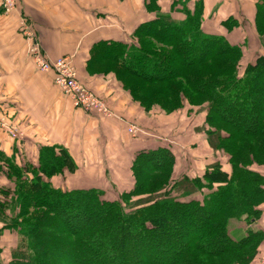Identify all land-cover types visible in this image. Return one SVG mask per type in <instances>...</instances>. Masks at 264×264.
<instances>
[{
	"label": "trees",
	"instance_id": "obj_1",
	"mask_svg": "<svg viewBox=\"0 0 264 264\" xmlns=\"http://www.w3.org/2000/svg\"><path fill=\"white\" fill-rule=\"evenodd\" d=\"M158 1L144 0L155 17L131 43L92 46L88 72L113 66L140 103L144 91L156 105L157 95L203 100L207 141L228 156L230 170L215 158L200 176L175 180L171 147L156 143L134 154L132 187L109 200L101 189L52 184L77 170L63 146H40L36 161L23 164L0 153V223L18 236L11 264H251L259 255L264 231L252 226L264 206V0L254 18L263 54L247 64L243 46L203 30L202 0L192 9L189 0H172L170 13ZM222 25L238 28L233 19ZM0 102L8 114L9 102ZM234 223L246 225L240 239Z\"/></svg>",
	"mask_w": 264,
	"mask_h": 264
},
{
	"label": "crops",
	"instance_id": "obj_2",
	"mask_svg": "<svg viewBox=\"0 0 264 264\" xmlns=\"http://www.w3.org/2000/svg\"><path fill=\"white\" fill-rule=\"evenodd\" d=\"M196 1L189 0L188 8L192 9ZM202 1V28L206 33L223 36L231 45L243 46L245 64L263 54L254 30L257 0ZM171 4L172 0L158 1L163 13H170ZM171 16L177 21L183 19L176 12ZM154 17L145 10L144 0H16V7L9 14H4L0 5V100L9 102L8 114L18 112L29 125L22 127L28 131L17 140L0 129V153L23 164L28 154L29 161H36L35 148L63 146L77 170L68 181L52 179L55 187L68 182L74 187L70 189L97 188L105 195L109 190H129L133 184L130 167L134 154L153 148L156 142L150 136L129 134V126L141 123L127 110L130 103L126 95L121 89L112 88L110 78L91 75L87 62L94 44L131 43L134 30ZM229 19L238 23V28L231 32L222 25ZM22 21L31 24L49 60L72 57L80 82L112 106L117 116L103 117L74 109L53 85L51 73H36L28 55L30 43L20 29ZM142 126L149 135L153 132L151 126ZM213 161L205 160L204 168L196 175L200 176ZM237 229L241 228L232 231ZM16 237L2 231L0 223V264L12 263Z\"/></svg>",
	"mask_w": 264,
	"mask_h": 264
},
{
	"label": "rangeland",
	"instance_id": "obj_3",
	"mask_svg": "<svg viewBox=\"0 0 264 264\" xmlns=\"http://www.w3.org/2000/svg\"><path fill=\"white\" fill-rule=\"evenodd\" d=\"M112 67L113 66L102 64L99 66H94L91 75L110 78V84L112 85V88H119V90L121 89L122 92L126 95V98L130 103V107L127 110L134 114V118L137 120V122L141 123V125H132V127L134 126L136 128L135 130H137L135 136H150L151 138H146H150V140L156 142L157 144H163L171 147L176 161V172L174 175L175 180L183 176H188L189 178L192 176H197V172L199 170L201 171L204 168L203 166L205 160H207L208 162L209 160L215 158H219L221 161H223V163H225L223 164L224 170H230V165L227 164L228 156L226 154H223L222 151H220L219 153H214L207 141L206 134L210 129L205 124L206 103L203 100L191 96L188 97L191 100H188L181 96L179 98V102H177L172 96H170V98L166 100L165 95H157L156 102H158L159 104L156 105L152 104L155 100L152 99V94L154 96V93H152L151 90L148 91L151 93H147L146 91H144L143 93H138V96L141 98L140 103V101L134 99L128 89L124 87V80H121V78L117 76L116 70ZM129 85L132 86L130 82ZM184 87V84H182V88ZM108 107L112 111L111 117L117 116L112 106L108 104ZM165 109L167 111H165ZM132 110L135 111L133 112ZM2 115L3 117H5L8 123H10L12 127H14L18 135H20L21 137H23V134L26 135L28 130L26 128H22L29 127L26 118H21L22 116L20 117V114L18 112L12 114H5L3 112ZM142 125H144L145 128L148 125L151 126V129H153V134L150 133L149 135V132H146L147 129H144ZM256 148L257 146L253 142V151L256 150L257 152L258 149ZM35 150L38 149L35 148ZM30 156L31 155L29 154L28 156H25L24 162H31L29 161ZM259 170L264 173V168ZM68 178L70 177L66 175V177H61L59 179L61 182L68 181ZM2 181L4 183L6 182L5 180L1 179L0 182L2 183ZM151 183V186L155 187V182ZM60 188L66 190L74 187L67 182L65 184H61ZM118 194L119 193L117 189H114L112 191L109 190V194L105 195V197L109 200H112L116 199ZM261 209L262 216L260 218V221H257L252 227L264 231V206ZM232 227L244 229L246 225L244 223H234L231 228ZM241 229L233 231L231 230L234 239H240L243 237L244 233ZM16 239V244L18 245V236L16 237ZM251 264H264V245L260 249L257 258H255V260Z\"/></svg>",
	"mask_w": 264,
	"mask_h": 264
},
{
	"label": "built area",
	"instance_id": "obj_4",
	"mask_svg": "<svg viewBox=\"0 0 264 264\" xmlns=\"http://www.w3.org/2000/svg\"><path fill=\"white\" fill-rule=\"evenodd\" d=\"M2 12L9 14L16 7V0H0ZM21 31L29 41L28 55L34 65V70L38 74L51 73L53 75V85L60 94L65 97L74 109L87 114H95L103 117H111L112 111L107 102L99 95L90 91L78 79L76 70L72 64V57L62 56L54 61L49 60L43 53L42 47L35 36L31 24L22 21ZM3 109L0 102V129L12 139H19L14 127L2 115ZM133 126L128 129L129 134L135 136L137 130Z\"/></svg>",
	"mask_w": 264,
	"mask_h": 264
}]
</instances>
